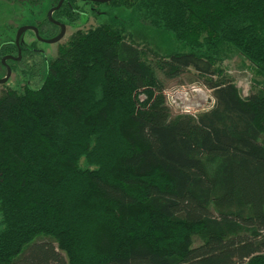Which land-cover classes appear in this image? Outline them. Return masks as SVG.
<instances>
[{
  "label": "trees",
  "instance_id": "1",
  "mask_svg": "<svg viewBox=\"0 0 264 264\" xmlns=\"http://www.w3.org/2000/svg\"><path fill=\"white\" fill-rule=\"evenodd\" d=\"M74 1L52 19L77 16ZM107 4L171 34L155 68L192 69L213 105L173 113L127 25L73 34L37 89L0 93V264H264V0ZM16 53L0 43V72ZM234 55L255 68L247 96L216 67ZM98 220L126 229L95 255Z\"/></svg>",
  "mask_w": 264,
  "mask_h": 264
},
{
  "label": "rangeland",
  "instance_id": "2",
  "mask_svg": "<svg viewBox=\"0 0 264 264\" xmlns=\"http://www.w3.org/2000/svg\"><path fill=\"white\" fill-rule=\"evenodd\" d=\"M58 1L59 0H43V3L38 5L24 0H0V43L6 41L13 42L16 32L21 27L38 28L41 30L40 38L52 39L56 37L60 30L57 27L53 28L54 25L49 21L50 24H46V15L51 8L56 7ZM107 3L75 0L74 5L79 11V14L73 16L68 21L61 22L65 25V34L61 40L55 44L37 41L33 32L25 31L22 34L21 42L26 50L21 51L19 62L9 63L10 65L8 67H12V69L10 68L11 73L8 80L0 84V93L4 90H11L15 91L17 94H21L26 89H37L45 75L47 63L55 58L58 48L64 45L73 34L80 31L86 33L104 23L112 24L119 22L129 27L126 33L132 38V41L142 49L143 61L153 69L156 78L163 84V93L169 96L168 101L174 100L177 104L180 103L182 99H178L179 96H177L179 87L195 85L201 80L196 72L192 69H188L180 78L169 81L164 79L161 73L155 68L154 62L158 59L165 58V56L174 49L172 35L153 30L135 22L134 18L131 17L130 11L111 8ZM216 67L219 70V74L222 73V75L225 76L231 75L237 87L242 90V93L243 91H248L250 85H252L250 84V75L252 74V77L255 78V68L241 56L234 55L228 57L224 59L222 63L217 64ZM5 75L6 69L1 68L0 79L5 77ZM256 82L257 81L254 79V88L257 87ZM176 96L177 98L174 99ZM170 106L171 111L176 113V108L173 105ZM197 112L196 110L189 111V113ZM81 163L82 162H80L81 168H85L82 167L83 165ZM106 207L107 208L104 209L106 212H112V208ZM120 222H123V220L121 219ZM124 227L125 225L122 223H113L110 225L108 220L106 222H99V220L94 222L93 226H90L85 231V234L88 235L87 239L93 236V239L91 238L88 242L90 253L98 255L101 251L112 249L114 245L118 244L116 239H113V234L119 230H125L126 227ZM98 234L106 235V237H104L108 240L105 248L100 251L94 248V236ZM109 244H111L110 249ZM195 244H198V241H195ZM113 249L115 248L113 247Z\"/></svg>",
  "mask_w": 264,
  "mask_h": 264
},
{
  "label": "built area",
  "instance_id": "3",
  "mask_svg": "<svg viewBox=\"0 0 264 264\" xmlns=\"http://www.w3.org/2000/svg\"><path fill=\"white\" fill-rule=\"evenodd\" d=\"M235 86L236 88H238L236 85V82H235ZM238 89L241 91V94L243 96H247L248 92L250 91V88H249L248 91L246 92L243 91L242 93V90L240 88ZM177 91H179V93H177L178 94L177 96H179L178 99H182V101L178 104L174 100L168 101L169 96L164 93L166 101H167V105L169 107H171L170 105H173L176 108V111H175L176 113H185V114L194 115L195 113H189V111L190 110L191 111L196 110L198 112L207 111L213 105V98L211 96L210 90H208L206 87L200 84L188 85L186 87L181 86L179 87ZM177 96L174 97V99H176Z\"/></svg>",
  "mask_w": 264,
  "mask_h": 264
},
{
  "label": "water",
  "instance_id": "4",
  "mask_svg": "<svg viewBox=\"0 0 264 264\" xmlns=\"http://www.w3.org/2000/svg\"><path fill=\"white\" fill-rule=\"evenodd\" d=\"M79 1H82V2H94V3H107L111 0H79ZM64 0H59L56 7L54 8H51L48 12H47V20L52 23L53 25L55 26H58L60 28V32L59 34L52 38V39H42L38 36V32H37V29L35 27H21L20 29H18V31L16 32V35H15V39H14V44L15 46L17 47L18 49V56L16 59H14L13 57L11 56H7V57H3L2 60H1V63L4 65L5 69H6V75L5 77H3L2 79H0V84L2 83H5L9 76H10V73H11V70L10 68L6 65L5 61L6 60H11V59H14V60H19L20 59V50H19V43L21 42V37H22V34L25 32V31H32L35 35V38L43 43H47V44H55L57 43L59 40H61V38L64 36L65 34V25L62 24V23H59V22H56L52 19V14L53 12H55L56 10H58L61 5L63 4Z\"/></svg>",
  "mask_w": 264,
  "mask_h": 264
},
{
  "label": "flooded vegetation",
  "instance_id": "5",
  "mask_svg": "<svg viewBox=\"0 0 264 264\" xmlns=\"http://www.w3.org/2000/svg\"><path fill=\"white\" fill-rule=\"evenodd\" d=\"M60 23V22H59ZM52 24V23H51ZM55 26V25H54ZM55 27H57L59 30H60V28L58 27V26H55ZM30 32H32V31H30ZM37 32H38V30H37ZM42 39H44V38H42ZM37 40V39H36ZM38 41V40H37ZM22 46V47H21ZM21 48L23 49V50H26L25 49V47H23V44H22V42H20L19 43V50H20V53H21ZM16 49H17V47H16ZM18 54V49H17V53H16V55H7V56H11V57H13L14 59H16L17 58V55ZM7 56H5V57H7ZM20 56H21V54H20ZM14 59H11V60H6L5 61V63H6V65L7 66H9L10 64L9 63H16V62H19L20 61V59L19 60H14ZM2 60V59H1ZM2 64V63H1ZM2 67L3 68H5L4 67V65L2 64ZM11 70V69H10Z\"/></svg>",
  "mask_w": 264,
  "mask_h": 264
}]
</instances>
